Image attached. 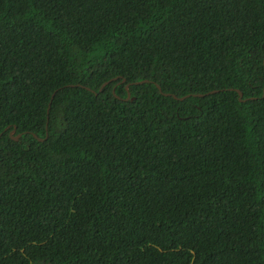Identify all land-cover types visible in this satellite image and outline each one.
<instances>
[{
  "label": "trees",
  "instance_id": "1",
  "mask_svg": "<svg viewBox=\"0 0 264 264\" xmlns=\"http://www.w3.org/2000/svg\"><path fill=\"white\" fill-rule=\"evenodd\" d=\"M263 57L264 0H0V264H264V98L179 100Z\"/></svg>",
  "mask_w": 264,
  "mask_h": 264
},
{
  "label": "clouds",
  "instance_id": "2",
  "mask_svg": "<svg viewBox=\"0 0 264 264\" xmlns=\"http://www.w3.org/2000/svg\"><path fill=\"white\" fill-rule=\"evenodd\" d=\"M263 59H264V57H263ZM118 78L119 77L116 76V77L111 78V79H114L113 81H116ZM123 82H124V79H121L120 80V83H123ZM138 82H140V81H137V83ZM68 85H73V84H68ZM77 85H79V86H77ZM126 85H129V84H125L124 85V90H127V89H125V86ZM130 85L137 86V84L135 85L134 83H132ZM80 86H81L80 84H76L73 87H80ZM82 87L85 88V90L87 89V91H90L91 92V90L88 87L81 86L80 88H82ZM156 89H157L158 92H160V90H159V88L157 86H156ZM262 92H264V88L262 89ZM219 93H233L235 95V101H236V103L237 104H240V105H244L246 103H251V102H256V101L261 100V99L264 98V95L263 94L261 96H255V97H244L243 96V93H242V91L240 89L235 88V87H226V88H221V89L209 90V91H206V92H203V93L185 94L182 97H180L179 100L182 101V100H186V99H189V98H192V99H202V98L209 97V96H213V95H216V94H219ZM125 99H127V98H125ZM182 119H184V118H182Z\"/></svg>",
  "mask_w": 264,
  "mask_h": 264
},
{
  "label": "water",
  "instance_id": "3",
  "mask_svg": "<svg viewBox=\"0 0 264 264\" xmlns=\"http://www.w3.org/2000/svg\"><path fill=\"white\" fill-rule=\"evenodd\" d=\"M262 64H264V59H263V61H262ZM112 80H114V79H112ZM112 80H108V81H106V82H104L103 84H101V86H100V88L98 89V92L99 91H101L102 90V88L103 87H105L109 82H111ZM145 83H147V81H140V82H136V83H134L135 85L137 84V85H141V84H145ZM74 85H68V86H66V87H73ZM77 86H79V85H77ZM129 85H126L125 86V89H127V87H128ZM81 87V86H80ZM83 88V87H82ZM85 89V88H84ZM87 90V89H86ZM128 96H129V94L126 92V98H128ZM14 133V128L13 129H11V131L9 132V137H11V135ZM19 137V135H16L15 137H12L11 139L12 140H16L17 138Z\"/></svg>",
  "mask_w": 264,
  "mask_h": 264
}]
</instances>
